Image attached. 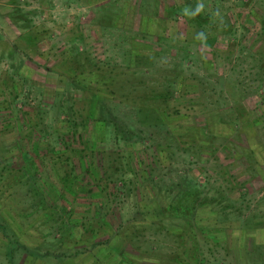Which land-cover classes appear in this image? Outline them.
I'll list each match as a JSON object with an SVG mask.
<instances>
[{
    "label": "rangeland",
    "instance_id": "374dc122",
    "mask_svg": "<svg viewBox=\"0 0 264 264\" xmlns=\"http://www.w3.org/2000/svg\"><path fill=\"white\" fill-rule=\"evenodd\" d=\"M263 84L264 0H0V264H264Z\"/></svg>",
    "mask_w": 264,
    "mask_h": 264
},
{
    "label": "trees",
    "instance_id": "16d2710c",
    "mask_svg": "<svg viewBox=\"0 0 264 264\" xmlns=\"http://www.w3.org/2000/svg\"><path fill=\"white\" fill-rule=\"evenodd\" d=\"M183 4L181 5H178L177 8L174 10L176 13L178 11H183ZM73 73H75V75L73 76V80H71V84L72 85H79V87L81 89H88L90 90V92L92 93V96L94 98V101L95 102H98V104L96 106H93V108L96 109V112L97 114H99L98 116L95 117V120L96 121H99L97 122V124H103L102 127H105L106 125H109L106 126L107 129L111 130L110 128L112 127L113 128V138L115 141L117 142H123V143H130L131 142V133L132 132H135L136 129H137V126L136 125H127L125 126L124 124H122V119L119 115L113 113L112 111L110 110H107L106 109V104H101L100 103V100L102 99H105V96L103 95V93L101 92L102 88L101 86L96 90V91H92L91 90V83H92V80L91 78L93 77V75H95L96 73L95 72H90L89 75H86L87 72H84L83 69H74ZM20 75V74H18ZM105 84H103V89H105L104 86ZM169 85H173L171 82H169ZM264 85V84H263ZM261 85V86H263ZM102 93V94H101ZM21 95V94H20ZM102 95V96H101ZM19 95L17 94L16 97H18ZM101 100V101H102ZM84 120L85 119H82L81 123L82 125H84ZM68 123L70 124H73L72 127L70 125V127L73 129V128H78L79 125H81L80 123H77L76 121L73 122L72 120H70ZM100 127V126H99ZM112 131V130H111ZM72 169L67 172V174L65 175V177L63 178V182L65 184V186L68 188V189H71L73 185H76V184H72L71 185V181H74L72 178L71 175H73L72 173L76 170V167H75V164H73L72 166ZM93 170V169H92ZM75 177V176H74ZM70 181V183H69ZM124 185V183H123ZM65 187V188H66ZM183 187L186 189H189L190 191L193 190V184H191L190 182L188 181H185L184 184H183ZM182 189L183 190H186V189ZM193 193V192H192Z\"/></svg>",
    "mask_w": 264,
    "mask_h": 264
},
{
    "label": "clouds",
    "instance_id": "9594fccd",
    "mask_svg": "<svg viewBox=\"0 0 264 264\" xmlns=\"http://www.w3.org/2000/svg\"><path fill=\"white\" fill-rule=\"evenodd\" d=\"M202 7H203V5H199V6L197 7V9H196V12L198 13V12L201 10ZM193 14H195V13H193ZM197 37H198L199 39H204V38H205L204 33H198V34H197Z\"/></svg>",
    "mask_w": 264,
    "mask_h": 264
}]
</instances>
